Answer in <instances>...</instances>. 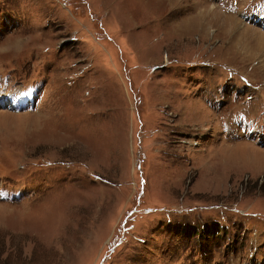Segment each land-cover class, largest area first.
<instances>
[{"label": "rangeland", "instance_id": "rangeland-1", "mask_svg": "<svg viewBox=\"0 0 264 264\" xmlns=\"http://www.w3.org/2000/svg\"><path fill=\"white\" fill-rule=\"evenodd\" d=\"M226 18L264 0H0V74L44 82L0 107V264H264V50Z\"/></svg>", "mask_w": 264, "mask_h": 264}, {"label": "bare ground", "instance_id": "bare-ground-1", "mask_svg": "<svg viewBox=\"0 0 264 264\" xmlns=\"http://www.w3.org/2000/svg\"><path fill=\"white\" fill-rule=\"evenodd\" d=\"M174 1V0H173ZM209 12H211V13H209ZM210 15L212 16V15H215L216 17H218V18H220L221 17V15H219V13H218V11H216V9L215 10H213V9H209L208 8V10H206L205 12H201V14L199 15V17L198 18H194V20L193 21H191V24L192 23H195V21H198V20H207V19H211V17H210ZM213 18V17H212ZM212 20V23L215 25V26H217L215 23H217V22H215L214 20H218L217 18H215V19H211ZM225 23H226V25H225V29H226V33L228 34V33H230V32H233L234 31V28L233 27H237L236 29H238V23L235 21V20H231V19H228V18H226L225 19ZM199 22V21H198ZM181 24V23H180ZM182 24H184V23H182ZM189 23L188 24H186V26H188L189 27ZM211 27L210 28H213L212 26V24H209ZM237 25V26H236ZM183 26H185V25H183ZM191 26V25H190ZM177 27H179V24H178V26ZM193 27H194V25H193ZM179 28H181V27H179ZM196 28V27H195ZM214 29V28H213ZM240 29V30H239ZM238 30H236L237 31V33H238V31H239V33L238 34H240V37H245V36H254V40H252L253 42V44H255L254 46H252V44H245L244 45V47L242 48V49H239L240 51H238L237 49H235V54H237V55H240V56H244L245 58H247V59H253L255 56H256V49L257 48H259V49H262V50H264V34H262L261 32H259V31H257V30H253V29H250V28H239ZM220 30H223V29H221L220 28ZM219 32V31H218ZM221 32V31H220ZM219 34H221V33H219ZM232 34V33H231ZM250 38V37H249ZM246 39H247V37L246 38H240L239 39V42H242V40H244V41H246ZM253 39V38H252ZM248 40V39H247ZM251 40V39H250ZM233 41V40H232ZM235 41V40H234ZM237 41V40H236ZM243 41V42H244ZM248 43V42H247ZM250 43V42H249ZM235 44H238V43H235ZM236 46V45H235ZM233 53V54H234ZM243 54V55H242ZM248 151V150H247ZM248 153H251V156L252 155H257L258 154V151H255V150H252V149H250L249 151H248Z\"/></svg>", "mask_w": 264, "mask_h": 264}]
</instances>
